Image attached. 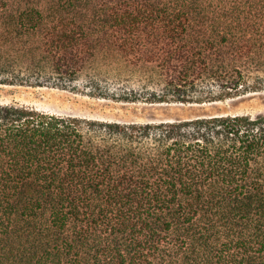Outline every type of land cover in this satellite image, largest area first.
Instances as JSON below:
<instances>
[{
	"label": "trees",
	"instance_id": "16d2710c",
	"mask_svg": "<svg viewBox=\"0 0 264 264\" xmlns=\"http://www.w3.org/2000/svg\"><path fill=\"white\" fill-rule=\"evenodd\" d=\"M264 83V0H0V83L151 103ZM0 264H264V114L87 122L0 104Z\"/></svg>",
	"mask_w": 264,
	"mask_h": 264
},
{
	"label": "rangeland",
	"instance_id": "374dc122",
	"mask_svg": "<svg viewBox=\"0 0 264 264\" xmlns=\"http://www.w3.org/2000/svg\"><path fill=\"white\" fill-rule=\"evenodd\" d=\"M251 79L223 101L203 103L123 101L89 95L81 90L58 86L0 83V104L20 105L87 122L151 124L197 117H257L264 114V83Z\"/></svg>",
	"mask_w": 264,
	"mask_h": 264
}]
</instances>
